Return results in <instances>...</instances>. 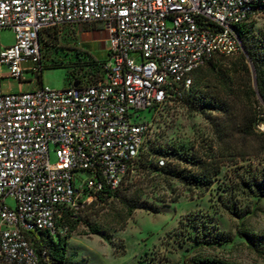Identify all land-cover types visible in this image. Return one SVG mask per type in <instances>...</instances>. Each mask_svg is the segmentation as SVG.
Here are the masks:
<instances>
[{
    "label": "built area",
    "instance_id": "built-area-1",
    "mask_svg": "<svg viewBox=\"0 0 264 264\" xmlns=\"http://www.w3.org/2000/svg\"><path fill=\"white\" fill-rule=\"evenodd\" d=\"M259 19L264 0H0V31L16 39L0 47L9 79L40 83L41 35L65 25H99L110 59L94 82L0 93V264H40L41 232L67 236L64 211L78 215L122 186L153 126L140 113L155 117L195 70L243 52L238 28Z\"/></svg>",
    "mask_w": 264,
    "mask_h": 264
},
{
    "label": "rangeland",
    "instance_id": "rangeland-1",
    "mask_svg": "<svg viewBox=\"0 0 264 264\" xmlns=\"http://www.w3.org/2000/svg\"><path fill=\"white\" fill-rule=\"evenodd\" d=\"M252 25L250 31L263 37L264 19L256 20ZM45 39L40 83L32 73H26V82L9 79L7 68L0 67V93L27 91L25 85H29V91L41 86L53 91L62 90L74 82L78 73H90L95 64L110 63L106 36L97 24L63 26L47 31ZM15 42L12 29L0 31L2 47L12 46ZM239 56L218 58L216 62L224 68L237 70L242 88L247 90L250 86L255 91L254 77L248 83L242 67L233 66ZM210 80L214 84L219 82L214 77ZM254 100L262 104L258 96ZM248 108L253 110L251 100L241 99L228 114L193 112L186 105L174 102L160 108L155 117L148 110L141 112V122H153L147 137L150 143L146 141L145 151L157 146H194V151L218 156L225 165L214 185L203 195L165 174L155 177L151 187L145 188L147 184L143 177L138 171L134 172L116 195L79 213L81 221L68 239L65 264H186L193 258L205 256H219L234 264H264L238 235L242 225L264 235V198L247 195L238 186L250 166L263 168L264 164L254 157L246 161L238 159L233 166L229 164L233 160L229 155H235L241 149L239 128ZM256 130L263 132L261 124L256 125ZM50 151L51 163L55 164L54 147ZM81 176L88 177L86 174ZM141 188L146 192L143 200L153 208L137 209L122 227L119 217L124 214L122 200L125 195L141 191ZM232 203L240 210V217L229 211L228 206ZM6 205L16 208L12 198L6 200ZM92 228H98L99 232L93 234ZM216 233L223 234L226 240L217 247L213 245Z\"/></svg>",
    "mask_w": 264,
    "mask_h": 264
},
{
    "label": "trees",
    "instance_id": "trees-1",
    "mask_svg": "<svg viewBox=\"0 0 264 264\" xmlns=\"http://www.w3.org/2000/svg\"><path fill=\"white\" fill-rule=\"evenodd\" d=\"M252 23H245L238 28V33L243 45V52H241L234 67H242V74L248 79V83L252 81L253 72L250 63L254 66L257 80V91L251 89L245 90L242 88L241 80L238 78V71L232 68L223 67L222 64L216 62V57L209 61L205 66L195 70L192 74L193 82L190 89L185 90L182 97L179 99H171L170 102L180 103L187 106L193 112L206 113L208 111H216L219 113L228 114L231 108L235 106L241 99L251 100L253 110L248 108L244 116V121L239 128V136L242 138L241 149L235 155H229L230 165H235L240 159L246 161L250 157L259 158L260 162L264 164V132H258L256 125H264V36L254 34L250 31ZM70 26V25H65ZM63 27V26H62ZM47 29L41 35V43L46 46L47 39L45 33L50 30ZM80 53H77L79 56ZM93 72H81L74 77L83 78L85 81L94 82L104 76L102 66L95 64ZM79 72V69H78ZM241 72V71H240ZM214 77L219 80L218 84H214L210 78ZM240 80V84H239ZM80 80L77 81V83ZM82 81V80H81ZM74 83V82H73ZM73 83H70L72 85ZM249 85V84H248ZM261 99L262 104L255 97ZM254 100V101H253ZM168 102V103H170ZM166 103L164 106H166ZM255 103L257 108H255ZM163 106V107H164ZM160 110V109H159ZM158 109L155 113L157 114ZM155 114V115H156ZM147 138L139 152V155L131 168L129 174L126 176L122 186L116 191L107 190L98 197L88 208L96 206L98 203L106 202L108 199L117 194L123 187L125 181L130 176L138 171L139 175L143 177L147 187H151L152 181L155 177L165 174L173 179H177L183 185H186L191 190H198L201 195L207 192L215 183L216 177L221 173L225 164L220 162L219 157L215 155H203L198 150L194 151L195 147L181 148L179 146H172L164 148L163 146L152 147L149 151L144 150ZM150 140L147 141V144ZM236 152V149H232ZM243 150V151H242ZM152 153L157 154L153 156ZM232 153V152H231ZM162 157L161 159H159ZM139 165V166H138ZM250 171L243 177L238 186L250 196L264 198V167L253 169L249 167ZM146 192L136 190L131 195H125L122 200V211L124 214L119 216L123 227L127 220L132 217V214L140 208H153L147 200H143ZM176 201V200H174ZM229 211L240 217V210L237 209L234 203L228 206ZM190 220V218L188 219ZM193 220V219H192ZM81 216L72 215L68 211H64L58 226L68 228L67 236H59L53 239L46 232L40 233V239L35 244L36 251L40 256V264H65L68 239L76 230V226L80 223ZM98 228H92V233H98ZM239 237L244 241L246 247L255 254L264 263V235H259L243 225L238 229ZM226 240L221 233H216L213 236V245L220 246ZM44 256L47 258L45 260ZM186 264H234L219 256H205L196 257L191 261H186Z\"/></svg>",
    "mask_w": 264,
    "mask_h": 264
},
{
    "label": "water",
    "instance_id": "water-1",
    "mask_svg": "<svg viewBox=\"0 0 264 264\" xmlns=\"http://www.w3.org/2000/svg\"><path fill=\"white\" fill-rule=\"evenodd\" d=\"M251 65V69H252V72H253V77H254V84H255V90L257 91V80H256V73H255V69H254V66L250 63ZM79 86V83H75L74 84V87H78ZM260 98V97H259ZM261 99V98H260Z\"/></svg>",
    "mask_w": 264,
    "mask_h": 264
},
{
    "label": "crops",
    "instance_id": "crops-1",
    "mask_svg": "<svg viewBox=\"0 0 264 264\" xmlns=\"http://www.w3.org/2000/svg\"><path fill=\"white\" fill-rule=\"evenodd\" d=\"M0 47L2 48V46L0 45ZM0 67H2V66H0ZM25 89L28 91L29 90V85H25ZM37 89V88H36ZM24 91V90H23ZM20 92H22V91H20Z\"/></svg>",
    "mask_w": 264,
    "mask_h": 264
}]
</instances>
